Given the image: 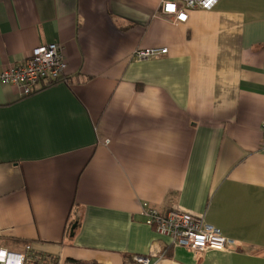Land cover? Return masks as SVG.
<instances>
[{
    "label": "crops",
    "instance_id": "obj_1",
    "mask_svg": "<svg viewBox=\"0 0 264 264\" xmlns=\"http://www.w3.org/2000/svg\"><path fill=\"white\" fill-rule=\"evenodd\" d=\"M163 1L0 0V69L58 43L69 82L30 96L0 83L2 247L47 264H264V0L180 24ZM145 205L237 246L175 247Z\"/></svg>",
    "mask_w": 264,
    "mask_h": 264
},
{
    "label": "built area",
    "instance_id": "obj_2",
    "mask_svg": "<svg viewBox=\"0 0 264 264\" xmlns=\"http://www.w3.org/2000/svg\"><path fill=\"white\" fill-rule=\"evenodd\" d=\"M222 0H164L161 13L172 17L173 24L187 23L189 10L211 11ZM168 50L147 49L137 51L134 58L144 60L166 55ZM68 63L63 54V48L58 43L40 45L32 50L20 63L0 69V83L15 86L23 96L32 95L36 89L48 82L66 77ZM264 147V119L261 124ZM144 216L149 225L154 226L156 232L170 240L175 247L187 248L195 253L208 251H225L237 246L235 241L227 239L221 231L204 222L200 217L173 208L166 214L158 210L144 207ZM154 257L135 255V264H157ZM47 264L40 256L33 254L31 245H25L22 251H11L2 247L0 243V264Z\"/></svg>",
    "mask_w": 264,
    "mask_h": 264
},
{
    "label": "trees",
    "instance_id": "obj_3",
    "mask_svg": "<svg viewBox=\"0 0 264 264\" xmlns=\"http://www.w3.org/2000/svg\"><path fill=\"white\" fill-rule=\"evenodd\" d=\"M59 83H69V82H68V79H67L66 77H62V78H60V79H57L56 81L48 82V83L45 85V89H47V88H49V87H51V86L57 85V84H59ZM72 225H74V223L71 224V226H72ZM67 264H93V263L82 262V261H75V260H71V259H69V260L67 261Z\"/></svg>",
    "mask_w": 264,
    "mask_h": 264
},
{
    "label": "rangeland",
    "instance_id": "obj_4",
    "mask_svg": "<svg viewBox=\"0 0 264 264\" xmlns=\"http://www.w3.org/2000/svg\"><path fill=\"white\" fill-rule=\"evenodd\" d=\"M27 264H35L32 260L28 261Z\"/></svg>",
    "mask_w": 264,
    "mask_h": 264
},
{
    "label": "water",
    "instance_id": "obj_5",
    "mask_svg": "<svg viewBox=\"0 0 264 264\" xmlns=\"http://www.w3.org/2000/svg\"><path fill=\"white\" fill-rule=\"evenodd\" d=\"M75 228V226H73V229Z\"/></svg>",
    "mask_w": 264,
    "mask_h": 264
}]
</instances>
